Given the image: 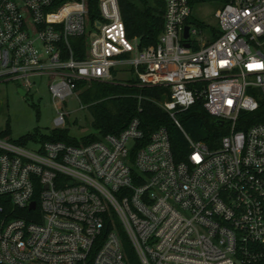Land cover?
Wrapping results in <instances>:
<instances>
[{
	"label": "built area",
	"instance_id": "built-area-1",
	"mask_svg": "<svg viewBox=\"0 0 264 264\" xmlns=\"http://www.w3.org/2000/svg\"><path fill=\"white\" fill-rule=\"evenodd\" d=\"M163 2L140 49L117 0H0V83L26 95L46 78L56 109L73 95L84 108L79 82L128 68L137 86L168 87L161 106L186 141L145 138L138 118L85 144L0 137V264H264V0L221 4L207 41L188 0ZM197 97L222 122L212 148L177 118Z\"/></svg>",
	"mask_w": 264,
	"mask_h": 264
},
{
	"label": "trees",
	"instance_id": "trees-1",
	"mask_svg": "<svg viewBox=\"0 0 264 264\" xmlns=\"http://www.w3.org/2000/svg\"><path fill=\"white\" fill-rule=\"evenodd\" d=\"M117 1L127 36L137 38L140 49L154 46L163 29V0ZM227 1L229 0H188V4L192 12V8L197 4L204 2L223 4ZM191 12L187 22L201 29L206 28L203 22L192 17ZM209 28L213 36H216L217 28ZM112 73L115 75L116 71L112 70ZM135 81L133 75L126 80L113 82L78 83L76 93L80 103L91 116L92 133L76 139L68 134L67 128H53L46 133L34 130L15 142L26 144L28 140L38 138L41 141L85 144L99 140L106 134H118L133 118H138L145 138H148L153 130L164 127L168 132L172 148L175 151H185L186 141L182 132L173 124L168 113L161 106L162 102L169 99L168 87H140L135 85ZM177 118L190 138L203 141L211 148L218 143L219 137L224 132L223 126L215 124L217 120L205 110L201 97H197L187 109L179 111ZM8 132L7 127L0 132V136H6ZM121 235L125 254L134 261L132 247L126 236Z\"/></svg>",
	"mask_w": 264,
	"mask_h": 264
},
{
	"label": "rangeland",
	"instance_id": "rangeland-1",
	"mask_svg": "<svg viewBox=\"0 0 264 264\" xmlns=\"http://www.w3.org/2000/svg\"><path fill=\"white\" fill-rule=\"evenodd\" d=\"M220 5L217 2H204L192 8V17L207 26L202 29L203 41L211 37L212 31L208 27L217 28L215 11ZM116 71L115 77L118 80H126L134 75L128 68ZM17 89L12 81L0 83V132L7 127L9 129L6 136H0L3 139L15 142L34 130L40 133L48 132L54 128L57 110L64 113L63 127L67 128L71 137L80 139L93 132L90 114L85 106L80 107L74 95L64 102L57 103V109L55 108L48 91L46 78L36 82V85L25 96L21 95Z\"/></svg>",
	"mask_w": 264,
	"mask_h": 264
},
{
	"label": "water",
	"instance_id": "water-1",
	"mask_svg": "<svg viewBox=\"0 0 264 264\" xmlns=\"http://www.w3.org/2000/svg\"><path fill=\"white\" fill-rule=\"evenodd\" d=\"M187 30H188V27L185 26V27H184V37H187ZM17 90H18V92H19L21 95H23V96L25 95V91H24L23 89L18 88ZM214 123L217 124V125H221V124H222V122L219 121V120L215 121ZM32 206H33V203H32Z\"/></svg>",
	"mask_w": 264,
	"mask_h": 264
}]
</instances>
